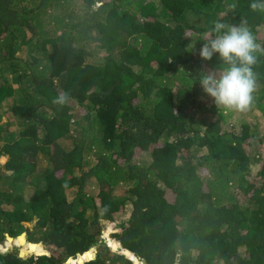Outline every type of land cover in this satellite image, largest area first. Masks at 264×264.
<instances>
[{
	"label": "trees",
	"instance_id": "1",
	"mask_svg": "<svg viewBox=\"0 0 264 264\" xmlns=\"http://www.w3.org/2000/svg\"><path fill=\"white\" fill-rule=\"evenodd\" d=\"M252 2L0 0V243L37 242L0 249L49 251L0 264H264V55L246 112L199 83L214 21L264 47Z\"/></svg>",
	"mask_w": 264,
	"mask_h": 264
},
{
	"label": "clouds",
	"instance_id": "2",
	"mask_svg": "<svg viewBox=\"0 0 264 264\" xmlns=\"http://www.w3.org/2000/svg\"><path fill=\"white\" fill-rule=\"evenodd\" d=\"M249 7L253 12H264V0H253ZM257 53L264 55V47L256 42V37L245 24L229 26L224 22L214 21V27L206 35L199 55L203 60L210 61L214 54H219L223 64L218 70L211 73H201L199 83L204 92L213 99L217 107L224 106L239 112H246L251 108L254 101L253 93L256 89V74L253 71V66L257 63ZM68 99V94L62 92L52 100V103L62 106L68 102ZM24 232L27 233V231ZM103 238L113 250H120V252L123 250L121 246L118 250L114 249L113 244H111V241L114 240L111 239L110 241L106 233L103 234ZM27 240L30 241L29 239ZM41 244L44 246L43 243ZM90 250H93L94 253L96 252L94 247ZM19 252L21 256V250ZM33 253L35 252H30L24 256ZM44 253L49 254V251L46 249ZM35 254L38 255V253ZM84 254H80L77 259L69 258L70 262L67 260L66 264H76L82 259V256H85ZM93 258L94 256L89 259ZM86 259H82L83 262Z\"/></svg>",
	"mask_w": 264,
	"mask_h": 264
},
{
	"label": "rangeland",
	"instance_id": "3",
	"mask_svg": "<svg viewBox=\"0 0 264 264\" xmlns=\"http://www.w3.org/2000/svg\"><path fill=\"white\" fill-rule=\"evenodd\" d=\"M213 71H215V70H212V69H209V68H207V72L208 73H211V72H213ZM212 99L210 96H207V98H206V100H208V99ZM237 113H240L239 111H237ZM244 116H248V113H245L244 114ZM7 120V116L6 115H4L3 116V118H2V122H5ZM259 129L260 130H262V131H264V117H262V119H261V124H260V126H259ZM143 160H147V157H145V155H143V157L140 159V158H137L136 159V161H138V162H140V161H143ZM5 162H6V158H1L0 159V165H4L5 164ZM260 166V165H259ZM2 170H4L3 168H2ZM95 188V185L93 184L92 185V187H89L88 189H94ZM68 193H69V196L71 197V198H73V196H74V193H75V189L74 190H69L68 191ZM119 217H120V214H119ZM35 224H36V220L35 221H32V222H28V223H26L25 225H26V227H29V229L30 230H34L35 229ZM28 236H29V233H28V231H27V239H28ZM16 247H18L19 248V251L21 250V246H18V245H10L9 247H5L3 250H2V252H5L7 249L8 250H12V249H14V248H16ZM44 247V246H43ZM45 248V247H44ZM46 249V248H45ZM7 250V251H8ZM30 255V254H29Z\"/></svg>",
	"mask_w": 264,
	"mask_h": 264
},
{
	"label": "water",
	"instance_id": "4",
	"mask_svg": "<svg viewBox=\"0 0 264 264\" xmlns=\"http://www.w3.org/2000/svg\"><path fill=\"white\" fill-rule=\"evenodd\" d=\"M23 235H26V238H27V233H26V232H23L22 234L18 235L17 238H20V237L23 236ZM5 236H6V241H8L9 239H13V240H15V237L11 236L9 233H6ZM17 238H16V239H17ZM6 241L4 242L5 244H7ZM27 241H28V240H27ZM29 242H30V241H29ZM4 243H1V245L4 244ZM33 243H34V242H33ZM114 243H115V242H114ZM114 243H113V248L116 249V250H118L119 247H120V245H118L117 247H115V246H114ZM0 250L2 251L3 248H1ZM121 252L124 253L125 255L129 256V257L134 261V264H142V260H141L138 256H136L131 250L125 248V249H123ZM41 254H47V253H41ZM133 254H134L135 257L132 256ZM38 255H39V254H38ZM21 256H24V255H22V253H21ZM90 258H92V257H90ZM68 262H70V260H68ZM79 262H83V260L80 259ZM143 262H145V264H147L145 260H143Z\"/></svg>",
	"mask_w": 264,
	"mask_h": 264
}]
</instances>
